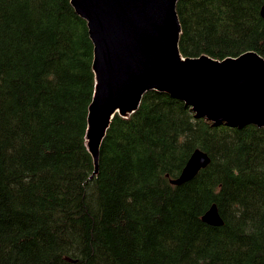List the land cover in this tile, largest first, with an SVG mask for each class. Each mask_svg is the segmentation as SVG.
Masks as SVG:
<instances>
[{"label":"trees","instance_id":"obj_1","mask_svg":"<svg viewBox=\"0 0 264 264\" xmlns=\"http://www.w3.org/2000/svg\"><path fill=\"white\" fill-rule=\"evenodd\" d=\"M263 2L180 0L181 52L264 58ZM93 59L71 0H0V264H264V129L150 92L92 178ZM197 150L210 164L174 185Z\"/></svg>","mask_w":264,"mask_h":264},{"label":"bare ground","instance_id":"obj_2","mask_svg":"<svg viewBox=\"0 0 264 264\" xmlns=\"http://www.w3.org/2000/svg\"><path fill=\"white\" fill-rule=\"evenodd\" d=\"M89 3L91 2L89 1ZM71 4L75 12L77 13V10L73 5L72 0H71ZM79 16L84 21H86L81 15ZM180 25H181V21H180ZM87 26H88V22H87ZM155 28H156V32H158V37H155L151 41L146 38L147 41L145 42L144 48L146 51L145 53H147L149 46L153 50V52L150 54V59L157 72L156 75L158 74V79L147 78L140 75L133 76L132 79L130 80L131 82L129 83L130 84L129 86H131L130 92H124V96L119 98L123 100L121 101L118 100L119 102H116L115 104H111L109 100V102L105 104V106L101 111L94 112V114L91 117L93 124L92 130L90 125V115H91L90 107L95 101L94 99L97 94L96 93L97 85H98L97 72L94 66H95V61L98 60H96V54H95L96 46L91 38L94 44L93 72L95 76V87H94L92 102L89 106L85 141H86V148L92 157L93 164H94V159L88 147L89 132L91 133L92 145H94L97 142H99L104 132V128L108 124V127L105 130L104 137L102 138L100 144V155H101L102 144L107 136V133L115 117L118 116L122 119H130L140 109L144 96L150 92L166 93L174 98L183 100L187 105L193 107L197 115L208 119L211 123L226 122L232 126H242V127L254 125L264 129V101L258 97L256 98L251 96V94L247 92L248 84L251 81H257L264 72V58L261 55H259L255 51H249L243 53L238 57H229L224 60H216L209 56H201L196 58L186 57L183 55L180 49V42L183 33L182 25H181V33L177 44L173 33V25L170 24L156 25ZM136 38H138V36H136ZM244 55H248V56L244 58L243 57ZM241 57L244 59H242ZM101 58L103 60V55L101 57L100 54L99 64H98L100 73L102 72L100 69ZM128 59L129 60L123 59V62L119 63L117 66L114 65L112 67V71H116L118 69L127 66L133 58L128 57ZM228 59L230 60L242 59V60L227 61ZM108 62H110V60H108ZM127 71H129V69ZM228 73L230 74L229 77L232 78L231 84L236 89V91L230 96V98L227 97L228 99H226L225 98L226 95L224 96V87H226L224 85V79L227 78L226 75ZM150 85H155L160 88H164L169 92L156 90V89L149 90L142 95L138 108L136 110H133L129 115L124 116L118 110L115 113H113L110 118H108L111 108L114 107L115 105L122 110L126 109V111L128 108H132L139 97V93L145 87H148ZM189 87L192 88L195 87L197 90L201 91L203 97L197 95V92L195 94L189 93V95L184 94V92H187L189 90ZM173 90H178L179 92ZM197 153L206 156V158L208 159V163L206 165H200L199 162L194 161V157ZM210 162L211 159L206 153H204L201 150H197L196 152L193 153V155L189 159L181 175L178 178L172 180V183L176 186H181L185 183L192 181L202 170H205L208 167ZM99 165H100V156H99ZM98 173H99V168H98ZM98 173L95 174V164H94V173L92 175V178L97 176ZM203 221L211 226L218 227L223 225V220L220 217V213L216 205H213L208 210V212L203 216Z\"/></svg>","mask_w":264,"mask_h":264},{"label":"water","instance_id":"obj_3","mask_svg":"<svg viewBox=\"0 0 264 264\" xmlns=\"http://www.w3.org/2000/svg\"><path fill=\"white\" fill-rule=\"evenodd\" d=\"M89 1L91 3H89ZM179 1L180 0H72L77 13H80L79 15H81L88 22L91 38L96 46L95 54L96 60L98 61H95L94 67L96 68L95 70L97 72L98 85L96 92L97 94L94 99L95 101L90 107L91 130L93 127L91 117L94 112L101 111L105 104L109 102V100L111 104H115L116 102L123 100L119 98L124 96V92H130L131 86H129V83L131 82L130 80L133 76L140 75L147 78L158 79V74L156 75L157 72L150 59V54L153 52V50L149 46L147 53H145V42L147 41V39L151 41L155 37H158V32H156L155 28L156 25L170 24L173 25V33L175 36L176 44L178 43L181 33V25L177 12V5ZM261 15L264 18V2L261 9ZM136 36H138L139 39L136 38ZM100 54L101 57L103 55V60L101 58L100 67L102 71L101 73L98 67ZM246 56L248 55H244L243 57L245 58ZM128 57H132L133 59L127 66L116 71H112V67L114 65L117 66L119 63H122L123 59L129 60ZM242 59H228L227 61H240ZM108 60H110V62H108ZM128 69L129 71H127ZM229 75L230 74L228 73L226 75L227 78L224 79V85L226 86L224 87V96L226 95V99L230 98V96L236 91V89L231 84L232 78H230ZM153 89L168 91L155 85L145 87L139 93V97L132 108H128L126 111V109L122 110L115 105L111 108L108 118H110L111 115L118 110L124 116L129 115L133 110H136L138 108L142 95L145 92ZM196 90L197 89L195 87H189V90L187 92H184V94L189 95V93L195 94L197 92V95L203 97L202 92ZM247 92L250 93L253 97H261L260 99L264 101V72L257 81H251L248 84ZM107 127L108 124L104 128V132L99 142L94 145H92L91 133L89 132L88 134V147L94 159L95 174L98 173L100 144ZM194 161L199 162L200 165H206L208 163V159L206 158V156L203 154L201 155L200 153H197L195 155Z\"/></svg>","mask_w":264,"mask_h":264}]
</instances>
